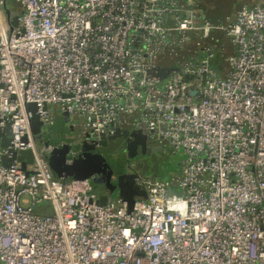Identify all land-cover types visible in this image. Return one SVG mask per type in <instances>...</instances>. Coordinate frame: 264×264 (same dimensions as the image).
Instances as JSON below:
<instances>
[{
  "label": "built area",
  "instance_id": "obj_1",
  "mask_svg": "<svg viewBox=\"0 0 264 264\" xmlns=\"http://www.w3.org/2000/svg\"><path fill=\"white\" fill-rule=\"evenodd\" d=\"M14 1L11 27L0 0V264H264V0L226 22L201 0ZM29 103L43 125L57 106L82 135L139 129L185 158L173 181L136 178L131 211L98 204L85 176L53 174Z\"/></svg>",
  "mask_w": 264,
  "mask_h": 264
},
{
  "label": "rangeland",
  "instance_id": "obj_2",
  "mask_svg": "<svg viewBox=\"0 0 264 264\" xmlns=\"http://www.w3.org/2000/svg\"><path fill=\"white\" fill-rule=\"evenodd\" d=\"M259 0H204L202 9L206 19L212 22H226L234 14L235 6L243 3L250 5ZM8 6L12 8V0H8ZM53 115V124L44 125L43 132L36 135L35 140L44 156L50 155L54 160L58 158L70 159L79 148L80 136H82L83 127L78 118H73L75 127L71 130L63 122L64 115L57 106H49ZM49 126V127H48ZM125 144L121 137L109 139L107 144L98 145L95 154L92 157L77 160L78 166L87 173L85 179L91 186V191L100 196L106 192L105 181L100 172L113 171L119 175L126 170H134L140 177H151L166 181H173L177 176L185 155L175 152L169 148L160 150H151L148 152L140 151L134 156L128 155L124 149ZM155 143L149 141L148 148L157 147ZM159 147V146H158ZM68 151L63 153V149ZM80 158V157H79ZM61 159V158H60ZM97 172L94 174V171ZM52 171V170H51ZM53 172V171H52ZM85 175L84 172H81ZM54 174V173H53ZM93 175L94 178H93ZM84 178V176H83ZM33 213L39 215H48L51 213V205L48 202H41L34 206Z\"/></svg>",
  "mask_w": 264,
  "mask_h": 264
},
{
  "label": "water",
  "instance_id": "obj_3",
  "mask_svg": "<svg viewBox=\"0 0 264 264\" xmlns=\"http://www.w3.org/2000/svg\"><path fill=\"white\" fill-rule=\"evenodd\" d=\"M8 0H3V9L4 12L6 14L7 17V21L10 24V26L12 27V25H17V21H16V16H17V12L14 11L13 9L17 6V2H15L14 0H12V8L10 9V7L7 4ZM195 14H197L195 12ZM198 15V14H197ZM201 18H205L204 15L200 16ZM158 71L156 72V75L160 78V79H164L165 77H167L169 75V73L173 70H176V68H162L159 67L157 69ZM187 78V77H186ZM195 92L192 91V94H194ZM27 109L32 113L31 117H30V122H31V127H32V131L34 136L40 134V132H43L44 125L39 121L38 116L35 114V109L36 106L35 104L29 103L27 104ZM47 109L50 111V107H47ZM64 118H65V122L66 124H70V122L72 121V118L67 114V113H63ZM51 126V124L49 125ZM48 126V127H49ZM134 132V130H132V132L129 133V127H126L123 131H116L114 132L112 135L110 136H101L98 137L95 134L90 135V133H85L83 135V138L86 139L89 137L90 141L93 143H100L102 144H107V141L109 139H114L116 137H123L126 138L128 135L130 137H132V133ZM6 134H9V126L6 127L5 131L3 133H0V140H1V146L3 148H6L9 142V138L6 136ZM91 136V137H90ZM38 148H40L38 146ZM161 148H155L154 150H160ZM51 154V153H50ZM46 156V159L49 163V166L51 168V170L53 171V173L62 179H67V178H72V177H83L86 176L87 177V173L88 171H85L84 168L82 169L81 166H78V162L77 160H82L84 158L87 157H80V159H76L75 156H73V158L70 160V162H68L66 159L67 158H58L57 160H54L53 157L51 155ZM23 156L29 155L26 158V161L22 163V167L23 169L25 168L26 162L31 163L32 162V157L30 155L29 151H23L22 152ZM4 160H6V158H4ZM81 172H87L85 173V175ZM111 174V173H110ZM123 177V175H121ZM120 176V177H121ZM107 177V176H106ZM120 178H118L119 180ZM105 188H106V192L102 193L100 196H98V200L97 203L98 204H105L109 199H114L116 197H121L122 199L126 200L128 203V211H131L133 203L135 201V197H144L146 198V192L144 189H142L137 183L136 181H133L132 184H130L129 186H122V183L120 182V180L113 185V188L115 190H112L108 184H105Z\"/></svg>",
  "mask_w": 264,
  "mask_h": 264
},
{
  "label": "flooded vegetation",
  "instance_id": "obj_4",
  "mask_svg": "<svg viewBox=\"0 0 264 264\" xmlns=\"http://www.w3.org/2000/svg\"><path fill=\"white\" fill-rule=\"evenodd\" d=\"M63 122L71 130L74 129V127H75L74 122H70V124L69 123L66 124L65 118H64ZM132 130H134V132L132 133V137H130L129 135L126 138L121 137L123 140V143L125 144L124 149L128 152V155L134 156V154H139L141 150H143L146 153L148 151L154 150L155 148H158V146L148 148L149 140L147 139L146 135L141 130L134 129V128H129V133L132 132ZM86 133H90V135H92L91 132H86ZM35 137H36V135L34 136V138ZM79 140H80L79 148L77 150V153H74V155H73L76 157V159H80L79 157H84V156L87 158L92 157L95 154L98 145H101L100 143L95 144V143L91 142L89 137L84 139L83 135L80 136ZM36 142H38V141H36ZM67 151H68L67 148L63 149V153L67 152ZM73 156H71L70 159L67 158L66 160L68 162H70V160L73 158ZM93 171H94V174L97 173V172H95V170H93ZM115 174L116 173L113 171H107V172L101 171L100 172V176L103 177L105 184L107 183L108 186L112 190H115L113 188V185H115L119 180L122 183V186H129L130 184L133 183V181H136V178L140 177L134 170H131V169L126 170L124 173H121L119 175H115ZM121 175H123V177ZM94 176L95 175H93V178H94ZM118 178H120V179L118 180Z\"/></svg>",
  "mask_w": 264,
  "mask_h": 264
},
{
  "label": "trees",
  "instance_id": "obj_5",
  "mask_svg": "<svg viewBox=\"0 0 264 264\" xmlns=\"http://www.w3.org/2000/svg\"><path fill=\"white\" fill-rule=\"evenodd\" d=\"M204 4H205V3H204V0H201L200 8L203 9ZM237 6H238V5H236L235 8H236ZM202 9H201V10H202ZM204 17H205V19H206L205 14H204ZM206 20H208V19H206ZM209 21H210V20H209ZM212 36H213V37H212ZM211 37L215 39V38H216V35L212 33V34H211ZM218 37H221V34H220V33H219ZM208 41H211V39H209ZM164 64H166V63H164Z\"/></svg>",
  "mask_w": 264,
  "mask_h": 264
},
{
  "label": "crops",
  "instance_id": "obj_6",
  "mask_svg": "<svg viewBox=\"0 0 264 264\" xmlns=\"http://www.w3.org/2000/svg\"><path fill=\"white\" fill-rule=\"evenodd\" d=\"M37 143V142H36ZM55 175V174H54ZM94 193V192H93ZM97 195V194H96ZM98 196V195H97Z\"/></svg>",
  "mask_w": 264,
  "mask_h": 264
}]
</instances>
